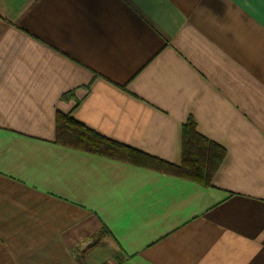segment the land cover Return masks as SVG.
Listing matches in <instances>:
<instances>
[{"label": "crops", "instance_id": "obj_1", "mask_svg": "<svg viewBox=\"0 0 264 264\" xmlns=\"http://www.w3.org/2000/svg\"><path fill=\"white\" fill-rule=\"evenodd\" d=\"M209 186L56 143V116ZM0 264H264V14L242 0H0Z\"/></svg>", "mask_w": 264, "mask_h": 264}, {"label": "trees", "instance_id": "obj_2", "mask_svg": "<svg viewBox=\"0 0 264 264\" xmlns=\"http://www.w3.org/2000/svg\"><path fill=\"white\" fill-rule=\"evenodd\" d=\"M56 143L99 156L135 162L144 158L150 168L171 173L178 177L209 186L211 179L219 167L224 149L196 131L195 122L189 118L182 130L181 163L170 165L103 137L75 119L69 114L58 113L56 116Z\"/></svg>", "mask_w": 264, "mask_h": 264}, {"label": "snow or ice", "instance_id": "obj_3", "mask_svg": "<svg viewBox=\"0 0 264 264\" xmlns=\"http://www.w3.org/2000/svg\"><path fill=\"white\" fill-rule=\"evenodd\" d=\"M242 3L258 4L262 10V14H264V0H242Z\"/></svg>", "mask_w": 264, "mask_h": 264}]
</instances>
